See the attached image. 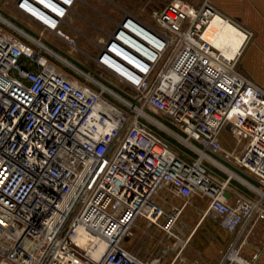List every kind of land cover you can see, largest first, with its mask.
I'll return each instance as SVG.
<instances>
[{
    "label": "built area",
    "instance_id": "2783aa9c",
    "mask_svg": "<svg viewBox=\"0 0 264 264\" xmlns=\"http://www.w3.org/2000/svg\"><path fill=\"white\" fill-rule=\"evenodd\" d=\"M75 2L14 6L69 40ZM215 16L250 35L208 0L195 9L175 0L154 14L157 25L129 17L148 37L128 34L136 49L108 35L90 83L0 30V264H157L122 241L137 216L178 237L180 209L154 199L164 186L208 198L207 211L230 236L213 264H261L264 244L250 254L245 247L264 221V88L238 70L240 53L226 57L203 37ZM229 119L240 134L250 131L238 155L218 141ZM219 161L250 179L237 180L245 191L218 178Z\"/></svg>",
    "mask_w": 264,
    "mask_h": 264
},
{
    "label": "rangeland",
    "instance_id": "374dc122",
    "mask_svg": "<svg viewBox=\"0 0 264 264\" xmlns=\"http://www.w3.org/2000/svg\"><path fill=\"white\" fill-rule=\"evenodd\" d=\"M172 1L175 0H76L66 20L65 32L69 40H65L54 34L43 31L38 25L24 17L16 10L14 6L15 0H0V17L18 29L17 30L6 21L0 19V30L3 33L10 34L24 44H32L31 46L35 48L36 51H40L43 56L48 58L50 64L60 69L70 78L78 82L90 83L87 81L89 77L93 79L99 74L98 67L95 63V56L100 46H102V43L108 35H111L115 27L118 26L121 21L125 17H135L148 25H157L154 14L164 10ZM178 1H182L189 7L195 9L203 0ZM208 1L211 2L210 0ZM235 22L238 23L237 21ZM20 29L42 42L47 49L34 45V43L19 32ZM247 30L250 32V35H248L240 50L237 68L242 74L264 88V52L262 50L251 52V45L254 44V36L251 30ZM59 57L65 59L67 62L62 61ZM20 64H23V60L20 61ZM242 123L245 122L243 121ZM240 129L243 130V134H240L239 130H237L236 126L232 123V120L229 119L225 122L218 135V141L223 150L231 152L233 155H238L241 152L248 140L250 131L247 127H240ZM166 137L178 144L173 138H170V136L166 135ZM219 162L222 163L227 170L232 172L233 175L217 167L215 172L218 174V178L221 181L228 180L230 184H237L245 191L244 186L239 184L237 180L242 177L251 182L250 179L238 168L230 165V163L223 161ZM228 191L229 194H231V191ZM181 218L183 217L181 216L176 219L173 229L175 226L176 228L180 227ZM261 231L264 232L263 229ZM256 232L257 229L254 230L246 248L249 246L253 247V245L255 246V242L260 240ZM208 236L213 237L214 240H209ZM181 238L185 241L182 253L188 256L187 258L189 260H197L203 263L204 261L201 260L203 257L202 254L206 250L212 252L213 256L217 255L216 259L218 260L220 252L227 246L230 236L228 237L227 233L220 227L216 218L208 217L207 220L198 227L192 238L189 240L187 236ZM168 242L169 245L167 244V246L169 249H166V257H170L172 253L170 250L171 244L174 242L172 237ZM263 244L264 239L260 246ZM155 252L156 251H154V253ZM148 253L153 252L148 250ZM152 258L149 260H152ZM259 261L261 264H264V254L260 257ZM179 263L184 264L183 261Z\"/></svg>",
    "mask_w": 264,
    "mask_h": 264
},
{
    "label": "crops",
    "instance_id": "0c3cea01",
    "mask_svg": "<svg viewBox=\"0 0 264 264\" xmlns=\"http://www.w3.org/2000/svg\"><path fill=\"white\" fill-rule=\"evenodd\" d=\"M210 1L219 11L253 32L254 44L251 45V52L256 50H262L264 52V0ZM231 194H229V191H226L227 196H230ZM154 199L165 211L171 212L180 209L177 219L181 216L183 217L181 218L182 221L180 227L176 228L175 226L173 229L178 237H172L174 242L171 244L170 248L172 252L170 254L171 256H165L167 253L166 249L168 248L167 244L169 245L168 241L171 237H169L168 234L158 225L152 224L139 216H137L131 223L129 233L122 241L123 246L146 259H150L153 256L152 259H156L157 264H178L180 261H183L184 264H188L193 260H189L187 258L188 256L182 253L185 241H183L181 237L187 236L189 240L194 236L198 227L205 222L208 217L216 218L213 214L207 211L208 198L197 195L184 198L178 195L172 188L164 186L158 191ZM160 220H162V218ZM256 229V233L260 237V240L256 241L255 246L253 245V247H245V252L247 254H250L254 249L260 247L262 240L264 239V232L261 231L262 229L264 231V221L259 222ZM208 238L209 240H214L213 237L208 236ZM148 250H151L153 253H148ZM154 251L156 252L154 253ZM203 254L201 260L204 261V263L213 264L217 260V255L213 256L212 252L206 250Z\"/></svg>",
    "mask_w": 264,
    "mask_h": 264
},
{
    "label": "bare ground",
    "instance_id": "6f19581e",
    "mask_svg": "<svg viewBox=\"0 0 264 264\" xmlns=\"http://www.w3.org/2000/svg\"><path fill=\"white\" fill-rule=\"evenodd\" d=\"M0 19L6 21L5 19ZM7 22V21H6ZM9 25L14 27L11 23L7 22ZM16 28V27H14ZM17 29V28H16ZM160 30V28H158ZM18 30V29H17ZM20 31V30H19ZM21 32V31H20ZM136 34L141 38L147 39L145 32L140 28L139 24H133L130 21L129 17H125L118 26L115 27L112 35H116L118 39L125 42L130 48L136 49L137 45L135 42L128 38V34ZM203 37L208 40L214 47H216L224 56L232 57L237 52L240 53V50L246 40L245 33L230 23L229 21L223 19L220 16H215L206 27ZM152 41V40H151ZM115 49L116 46L112 44ZM62 61L67 62L65 59L59 57ZM68 64V63H67ZM70 65V64H69ZM224 170H226L230 175H233L232 172L227 170L223 165H220ZM242 180L241 178H238ZM243 181V180H242ZM82 241L89 238L87 234H82ZM102 244L97 247L95 251H91L90 254L93 258H97L99 253L102 251Z\"/></svg>",
    "mask_w": 264,
    "mask_h": 264
}]
</instances>
